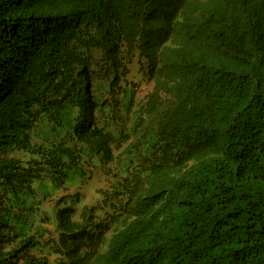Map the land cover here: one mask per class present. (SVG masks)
<instances>
[{
    "label": "trees",
    "instance_id": "16d2710c",
    "mask_svg": "<svg viewBox=\"0 0 264 264\" xmlns=\"http://www.w3.org/2000/svg\"><path fill=\"white\" fill-rule=\"evenodd\" d=\"M134 53L153 82L152 153L111 214L59 207L51 251L64 264H264V0H0V264H47L32 183L63 182L84 151L113 159L91 66L116 82Z\"/></svg>",
    "mask_w": 264,
    "mask_h": 264
},
{
    "label": "rangeland",
    "instance_id": "374dc122",
    "mask_svg": "<svg viewBox=\"0 0 264 264\" xmlns=\"http://www.w3.org/2000/svg\"><path fill=\"white\" fill-rule=\"evenodd\" d=\"M93 54L97 57L99 52ZM91 68L97 102L104 101L102 111L95 112V122L99 127L104 126L113 137V159L102 162L84 151L63 182L52 181L46 176L32 183L34 195L27 200V205L34 208L31 233H34L41 244L33 253L44 257L47 264H64L51 251L47 240L50 236L56 237V210L64 204L71 205L75 211V220L79 219V214L85 207L92 208L96 219L111 214L113 204L118 202L116 193L125 179H132L141 166L147 163L157 138V118L145 117L143 114L153 85L148 79L145 61L134 53L118 81L112 83L111 75L104 74L94 61ZM49 130L47 119L41 117L31 131L32 142L41 144L45 136L50 138ZM66 144L70 147L76 145L70 139H67ZM8 156L21 161L31 157L18 150L8 152ZM109 236L107 233L106 238Z\"/></svg>",
    "mask_w": 264,
    "mask_h": 264
},
{
    "label": "clouds",
    "instance_id": "9594fccd",
    "mask_svg": "<svg viewBox=\"0 0 264 264\" xmlns=\"http://www.w3.org/2000/svg\"><path fill=\"white\" fill-rule=\"evenodd\" d=\"M152 87H153V85H152ZM152 91V90H151Z\"/></svg>",
    "mask_w": 264,
    "mask_h": 264
}]
</instances>
